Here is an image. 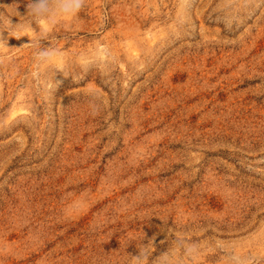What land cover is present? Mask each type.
<instances>
[{"label": "rangeland", "instance_id": "374dc122", "mask_svg": "<svg viewBox=\"0 0 264 264\" xmlns=\"http://www.w3.org/2000/svg\"><path fill=\"white\" fill-rule=\"evenodd\" d=\"M28 3L0 0V264H264V0Z\"/></svg>", "mask_w": 264, "mask_h": 264}, {"label": "clouds", "instance_id": "9594fccd", "mask_svg": "<svg viewBox=\"0 0 264 264\" xmlns=\"http://www.w3.org/2000/svg\"><path fill=\"white\" fill-rule=\"evenodd\" d=\"M84 4V0H29L28 13L41 25L49 24L58 16H75ZM48 58L46 51L36 53V59ZM137 255H131V264H149L151 249L147 246L138 248ZM187 251V250H186ZM159 264H170L168 253H162Z\"/></svg>", "mask_w": 264, "mask_h": 264}]
</instances>
